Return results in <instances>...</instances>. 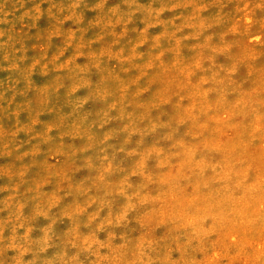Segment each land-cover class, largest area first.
I'll use <instances>...</instances> for the list:
<instances>
[{"label": "rangeland", "instance_id": "rangeland-1", "mask_svg": "<svg viewBox=\"0 0 264 264\" xmlns=\"http://www.w3.org/2000/svg\"><path fill=\"white\" fill-rule=\"evenodd\" d=\"M0 264H264V0H0Z\"/></svg>", "mask_w": 264, "mask_h": 264}]
</instances>
